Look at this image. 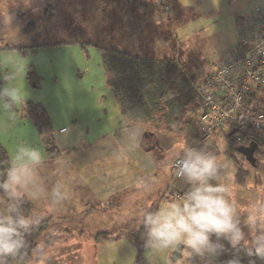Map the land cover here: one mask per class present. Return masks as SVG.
Here are the masks:
<instances>
[{"label":"crops","instance_id":"crops-1","mask_svg":"<svg viewBox=\"0 0 264 264\" xmlns=\"http://www.w3.org/2000/svg\"><path fill=\"white\" fill-rule=\"evenodd\" d=\"M255 6H249L239 14L235 13V21L237 22L241 15ZM149 8L151 7L147 6L143 9L139 4L134 6L132 11L135 13L139 11L147 16L152 14ZM142 27L140 35H135L136 29L128 30V40L116 42L112 46L142 57H174L184 69L179 57L165 54V51L172 47L170 45H173L174 40L180 41L173 28L167 27L166 41L169 45L165 49H160L157 47L162 45L159 44L160 40L150 42L149 31L144 33ZM86 47L93 49L95 55L86 50ZM102 54V45L90 40L42 43L33 53L25 54L34 59L29 66L33 65L38 75L35 77L36 86H32L30 78L28 76L25 78L24 73L22 76V72L19 73L17 68L12 70L14 63L5 66L8 73L5 81L8 80L11 84L12 88L9 89L16 90L18 94L16 100H19L20 106L21 103L24 106L27 101H31L39 103L46 110L51 125L49 134L57 147V152L51 156L47 154L43 135L31 119L24 116L23 110L12 109L6 97L0 99V144L6 149L9 160L15 149L21 145H29L42 152L43 160L36 169V178L46 182L40 195L47 196V191L51 196L41 201L43 211L39 215L40 221L66 219L75 214L63 211L73 208V205H81L78 207L80 213L75 215L80 216L81 220H87L90 214L100 210L110 211L120 219L123 214L122 223L126 225L125 231L130 235L132 231L137 232L140 211L146 208L154 209L156 204L164 200L163 192L165 193L170 186L177 190H188L186 182L173 177L171 168L172 157L180 151L182 155L184 145L201 148L210 143V150L216 154L218 151L213 142L226 138L229 139L230 145L234 133L231 127L225 125L212 133L206 141L199 140L190 128L191 121L197 116L195 97L183 112L180 126L168 129L167 126L163 127V120L162 125L155 127L148 121H128L123 116L110 86L111 73L104 66ZM94 65L102 76L101 87L91 84L89 75L93 72ZM1 69L0 74H3L4 67ZM213 69L212 64L199 80L194 81V78H191V87L193 88ZM184 71L193 77L189 70ZM13 83L16 84L15 88ZM2 89L3 86H0V90ZM4 102L9 103L8 108L3 107ZM259 148L260 146H257L254 156L259 152ZM260 154L264 155L262 152ZM236 167L238 170V165ZM234 180L244 184L238 182L236 176ZM231 186L236 187L234 184ZM57 187L58 194L54 195ZM239 196L241 197V194ZM249 196H251L248 198L249 205L263 198L262 194L257 198L254 192L249 193ZM30 199L29 197L27 201ZM33 199L36 201L37 198ZM246 199L240 201V207L249 206L245 202ZM236 200L239 201L238 198ZM109 206L110 208H107ZM131 220L136 221L133 227L128 225ZM68 227L69 225H62L66 230ZM88 227L86 222L73 224V228L77 230H86ZM90 227L98 229L95 224ZM101 231L111 238L113 226L108 225ZM247 231L246 229V234Z\"/></svg>","mask_w":264,"mask_h":264},{"label":"rangeland","instance_id":"rangeland-1","mask_svg":"<svg viewBox=\"0 0 264 264\" xmlns=\"http://www.w3.org/2000/svg\"><path fill=\"white\" fill-rule=\"evenodd\" d=\"M165 3L171 10L168 12L169 15L168 13L165 15L161 8ZM139 4L143 9L151 7L149 10L152 14L145 16L143 15L145 13L132 11L134 6ZM255 5L264 6V0H0V71L4 67L3 74H0V86L12 88L8 80L5 81L8 74L5 66L11 63H14L12 70L17 68L19 73L22 72V76L24 73L25 78L28 76L37 81L35 77L38 75L34 66H29L34 59L25 54L33 53L42 43L90 40L102 46H112L122 40L126 42L128 30L136 29L135 35H140L141 26L145 30L144 33L149 31L150 42L160 40L159 44L162 45L157 46L160 49H165L169 45L166 41L167 27L173 28L180 41L174 40L173 45H170L172 47L166 50L165 54L179 57L184 69L189 70L196 81L221 55L234 48L237 39L235 13L239 14L249 6ZM86 50L95 55L93 49L86 47ZM94 66L93 72L89 75L91 84L101 87L102 76L96 65ZM30 71L34 72V78ZM35 84L31 81L32 86H36ZM13 85L15 88L16 84ZM8 101L14 111L23 110V103L20 106L16 98L11 100L8 98ZM148 122L153 127L161 125L157 120ZM213 143L218 151L215 155L229 161L227 170L222 172L219 182L226 185L231 199L240 207V201L245 198L249 205L248 198L251 197L249 196L251 192L256 193L257 198L260 194L264 198V155L260 152L255 153V163L252 164L244 154L236 150L239 143L235 140L230 145L229 139L226 138ZM236 165L240 170H237ZM240 173L244 174L245 180L240 182L244 184L234 180V176ZM233 184L236 187L231 186ZM45 186L46 182L36 178L33 190L37 199L35 201L30 197L31 212L28 216H34L33 225L43 224L45 227L36 238L30 258L22 262L23 264H181L182 261L183 264H218L217 256L192 254L185 257L187 254L182 255L180 251V256L173 261L171 259L173 248L150 249L145 243L146 230L142 224L140 226L139 215L137 232H130L131 236L125 231L126 225L122 223L123 214L120 219L110 211L100 210L90 214L87 220H81L80 216H75L80 213L78 207L81 205H73V208L63 211L75 214L66 219L40 221L39 215L43 211L41 201L51 196L46 190L47 196L40 195ZM164 194L163 192V196ZM167 201L169 200L164 198L150 211L157 210ZM7 203L3 194H0V215L5 213ZM23 209L24 207H21L22 211ZM82 222L89 225L88 229L73 228V224ZM135 222L131 220L128 225L133 227ZM94 224L99 230L90 227ZM62 225L69 227L66 230ZM108 225L113 226V235L111 238H104L100 235L101 229ZM246 229L243 228L244 231ZM184 247L182 245L181 250Z\"/></svg>","mask_w":264,"mask_h":264},{"label":"clouds","instance_id":"clouds-1","mask_svg":"<svg viewBox=\"0 0 264 264\" xmlns=\"http://www.w3.org/2000/svg\"><path fill=\"white\" fill-rule=\"evenodd\" d=\"M17 96L14 89L0 90V99L11 100ZM3 107L8 108L9 103L4 102ZM180 152L172 157V167L175 176L187 183L188 190L155 211L150 208L140 211L138 219L146 230V246L175 250L184 245L181 252L187 254L185 257L192 254L215 257L223 252V246L210 238L215 234L232 246L243 242L264 259V198L247 208L239 207L231 199L226 185L219 182L229 161L215 155L210 143L201 148L184 145L182 155ZM42 160L39 149L21 145L15 149L4 178L0 180V193L8 202L5 213L0 215V264H8L10 259L21 264L26 245L22 232L34 224V216L25 215L20 205L25 198L36 195L33 190L36 169ZM53 194H58V187ZM226 264H240V260L233 258Z\"/></svg>","mask_w":264,"mask_h":264},{"label":"trees","instance_id":"trees-1","mask_svg":"<svg viewBox=\"0 0 264 264\" xmlns=\"http://www.w3.org/2000/svg\"><path fill=\"white\" fill-rule=\"evenodd\" d=\"M164 5H161L163 9ZM102 57L106 70L110 72V86L118 100L123 116L131 122L157 120L163 127L180 126L182 114L194 99L191 87V76L187 75L181 63L174 57H142L131 55L118 47L102 46ZM32 78H34V72ZM30 78V77H28ZM31 81L37 82L34 79ZM24 116L31 119L37 130L43 135V142L49 156L57 152L50 133V118L46 110L36 102L27 101L23 106ZM165 129V128H164ZM247 140L260 146L259 152L264 153V131L245 133ZM9 157L6 149L0 144V180L9 167ZM240 170V168H238ZM236 175L238 182L245 180L244 174ZM186 191V190H183ZM2 194V193H0ZM22 205V206H21ZM20 207H24L25 215L30 213V203L25 199ZM45 225L30 226L22 235L26 241L22 262L28 260L36 244V238ZM100 235L108 238V234ZM98 235V237L100 236ZM131 236V234H130ZM213 241L223 246V252L217 256L218 264H226L230 259L237 258L240 264H264V259L258 257L255 250L242 242L232 246L229 241L212 234ZM98 239V238H97ZM8 263L17 264L10 259Z\"/></svg>","mask_w":264,"mask_h":264},{"label":"built area","instance_id":"built-area-1","mask_svg":"<svg viewBox=\"0 0 264 264\" xmlns=\"http://www.w3.org/2000/svg\"><path fill=\"white\" fill-rule=\"evenodd\" d=\"M163 10L171 11L166 3ZM236 36L234 48L193 86L197 116L190 128L202 142L225 125L235 130L233 140L239 145L250 142L245 133L264 131L263 5L249 8L237 19ZM171 168L177 178L172 164ZM184 192L170 186L164 198H178Z\"/></svg>","mask_w":264,"mask_h":264},{"label":"water","instance_id":"water-1","mask_svg":"<svg viewBox=\"0 0 264 264\" xmlns=\"http://www.w3.org/2000/svg\"><path fill=\"white\" fill-rule=\"evenodd\" d=\"M235 130H232V133H234ZM258 144L254 141H251L248 145H239L236 147V150H238L239 153L244 154L246 159L250 161L252 164L255 163V157L254 152L257 151ZM182 245H179L177 249H175L171 254V259L175 261L180 256Z\"/></svg>","mask_w":264,"mask_h":264}]
</instances>
